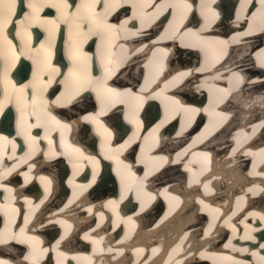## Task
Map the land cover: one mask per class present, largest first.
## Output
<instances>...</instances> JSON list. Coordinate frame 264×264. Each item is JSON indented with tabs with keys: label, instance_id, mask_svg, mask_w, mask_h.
Here are the masks:
<instances>
[{
	"label": "bare ground",
	"instance_id": "6f19581e",
	"mask_svg": "<svg viewBox=\"0 0 264 264\" xmlns=\"http://www.w3.org/2000/svg\"><path fill=\"white\" fill-rule=\"evenodd\" d=\"M68 2L74 12L82 0ZM119 3L107 22L127 21L129 31L121 29L107 45L92 36L83 51L92 57L91 75L107 77L120 96H98L92 85L74 94L71 78L64 79L74 68L69 29L57 9L39 12L27 47L18 25L6 30L16 47L0 55V260L264 264L257 232L264 228V90L256 89L264 82V4ZM27 4L18 0L19 19L31 13ZM44 20L59 22L51 63L60 73L54 77H41L38 67L36 49L49 47ZM23 66L28 77L20 74ZM137 68H144L139 78ZM40 79L52 81L42 92ZM33 99H43L60 123L49 119L29 128L36 123ZM93 116L99 123L85 118ZM148 119L152 130L143 126ZM80 134L82 145L74 140Z\"/></svg>",
	"mask_w": 264,
	"mask_h": 264
},
{
	"label": "snow or ice",
	"instance_id": "6c2138e0",
	"mask_svg": "<svg viewBox=\"0 0 264 264\" xmlns=\"http://www.w3.org/2000/svg\"><path fill=\"white\" fill-rule=\"evenodd\" d=\"M260 2L261 4H264V0H260ZM98 5L102 7L101 12L96 11ZM45 6L57 9V11L61 13L59 21L68 25L69 39L71 42L69 56L73 61L74 68L70 70L69 76L64 79L67 81L71 78L74 94L75 92L92 85L97 91L98 96L101 91L113 96L124 95L119 93L115 88H111L107 85V77L97 79L91 75L89 62L92 57L89 56L87 52L83 51V44L86 43L92 36L99 37L101 43L107 45L114 35L118 36L120 34L121 29L125 33L129 31L124 27V25L127 24V21L119 26L116 24H109L107 22V18L110 13L121 6L119 0H82L81 5L79 7H75L74 12L67 11L74 7L73 4H69L68 0H56V2L51 3V5L39 3L38 0H28L27 7L31 9V13L24 15L23 19H19L17 17L18 0H0V55H3L7 51L16 47L6 34V30L10 25L19 26L20 31L17 35L20 36V39L25 47L30 44L32 33L29 29L33 22L40 19L38 14ZM169 6L174 8L190 7V5L186 4V0H177L176 4ZM42 23L50 26L46 28V31H48L49 34V47L45 48V45L41 44L40 48L36 49L37 54L40 56L38 67L41 77H54L60 73V69L51 63V57L53 55L52 46L54 45L55 31L59 27V22L57 20H44ZM198 39L204 38L198 37ZM4 45L9 47L6 49ZM101 62H105V57L103 55L101 56ZM180 75L183 76L185 73H181ZM51 82V79L46 82L43 79H40V91L42 92L46 89L48 84ZM26 88H28V85H24L19 90L20 93L23 94ZM33 88L35 90V85ZM174 103L179 105V101H174ZM45 105L46 102L43 101V99H40L39 101L33 99L30 102L29 106L31 107V115L35 116L36 123L34 125H28L29 128L42 126V121H47L49 119L54 121L56 124L60 123L55 119V117H51L50 114L46 112ZM190 111L196 112L198 109H191ZM85 118L99 123L95 116ZM65 127H67V125H65ZM104 132L108 137L111 136V133L108 132L106 128L104 129ZM0 139H3V137H0ZM33 139L35 138L33 137ZM75 151L79 152V149H75ZM125 167H127V165ZM41 179L44 178L42 177ZM4 207V205H0V209H3ZM262 219H264V217H262ZM20 231L22 233L23 229H20ZM0 236H2V234H0ZM28 239L31 240L35 238L29 237ZM4 242V239L0 238V243ZM0 264H7V261L0 260ZM33 264H36L35 260L33 261Z\"/></svg>",
	"mask_w": 264,
	"mask_h": 264
},
{
	"label": "rangeland",
	"instance_id": "374dc122",
	"mask_svg": "<svg viewBox=\"0 0 264 264\" xmlns=\"http://www.w3.org/2000/svg\"><path fill=\"white\" fill-rule=\"evenodd\" d=\"M258 44H259V43H258ZM258 44H257V45H258ZM253 46H255L254 43H253L252 47H253ZM143 70H144V68H142V69L137 68V69H136V72H135V75L138 76V78H139V77H140L139 75L143 72ZM131 71H132V70H131ZM251 73H252V72H251ZM129 76H131V75H129ZM129 78H130V77H129ZM259 83H260L261 87L256 88V89H257V91L262 92V91L264 90V82H259ZM252 85H253V84H252ZM252 85H249V86L252 87ZM89 99H90V98H88L87 100L83 101L84 106L87 107V108L90 107L91 104H92V102H90L91 104L89 103ZM89 105H90V106H89ZM84 106L80 103V104L76 107V110L80 111V110H82V109L84 108ZM82 107H83V108H82ZM76 110H75V111H76ZM105 191H106V190L103 191V195H104V192H105ZM16 247H17V246H16Z\"/></svg>",
	"mask_w": 264,
	"mask_h": 264
},
{
	"label": "water",
	"instance_id": "95a60500",
	"mask_svg": "<svg viewBox=\"0 0 264 264\" xmlns=\"http://www.w3.org/2000/svg\"><path fill=\"white\" fill-rule=\"evenodd\" d=\"M23 7H24V6H23ZM25 65H27V64L25 63ZM26 67H27V66H26ZM20 70H21V71H20V74L24 72L25 74H28L27 77L29 76V67L25 68V67L23 66ZM7 121H10V120L8 119V117H7V119H6V122H7Z\"/></svg>",
	"mask_w": 264,
	"mask_h": 264
}]
</instances>
